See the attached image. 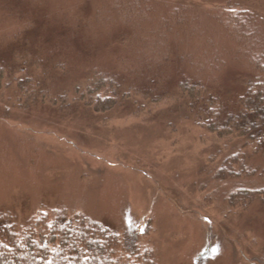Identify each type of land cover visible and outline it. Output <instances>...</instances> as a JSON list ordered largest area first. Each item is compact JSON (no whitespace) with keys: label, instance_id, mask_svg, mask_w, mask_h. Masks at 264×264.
I'll list each match as a JSON object with an SVG mask.
<instances>
[{"label":"rangeland","instance_id":"rangeland-1","mask_svg":"<svg viewBox=\"0 0 264 264\" xmlns=\"http://www.w3.org/2000/svg\"><path fill=\"white\" fill-rule=\"evenodd\" d=\"M242 13L252 41L224 27ZM248 46L264 0H0V209L135 224L155 264H264V207L224 200L249 181L212 179L228 146L179 87L234 101Z\"/></svg>","mask_w":264,"mask_h":264},{"label":"trees","instance_id":"trees-1","mask_svg":"<svg viewBox=\"0 0 264 264\" xmlns=\"http://www.w3.org/2000/svg\"><path fill=\"white\" fill-rule=\"evenodd\" d=\"M231 19L224 25L228 33L252 41L256 30L251 27V14L242 13ZM247 49L242 51L252 74L245 80V91L234 101L218 99L210 93L197 97L195 89L201 86L191 79L181 80L179 87L189 92L188 119L222 135L224 146H228L226 153L223 147L219 151L221 163L211 170L212 179L244 177L243 180L249 181L225 194L224 200L234 206L257 200L264 207V53L260 49L254 52L253 46ZM11 86L8 82L2 88L10 90ZM46 92L43 91V96ZM38 94L35 100L43 98ZM229 141L232 142L226 145ZM54 213L48 225L43 218L37 219L42 222L31 219L19 222L12 211L0 209V264H155L153 249H143L140 243L146 228L131 224L114 229L80 212L67 214L62 209ZM202 259L201 255L198 261L202 263Z\"/></svg>","mask_w":264,"mask_h":264}]
</instances>
